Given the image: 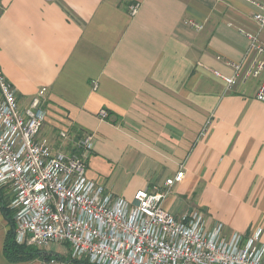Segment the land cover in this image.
Here are the masks:
<instances>
[{"label": "crops", "instance_id": "0c3cea01", "mask_svg": "<svg viewBox=\"0 0 264 264\" xmlns=\"http://www.w3.org/2000/svg\"><path fill=\"white\" fill-rule=\"evenodd\" d=\"M256 11L246 0H0V70L22 105L46 89L40 136L54 151L92 137L86 177L112 197L167 193L162 207L175 218L198 211L208 228L243 235L260 227L264 244L260 81L229 90L216 75L253 57L246 34ZM258 40L264 47V30ZM179 170L182 180L166 187ZM0 193V264H87L65 245L7 260L1 205L12 194Z\"/></svg>", "mask_w": 264, "mask_h": 264}, {"label": "built area", "instance_id": "2783aa9c", "mask_svg": "<svg viewBox=\"0 0 264 264\" xmlns=\"http://www.w3.org/2000/svg\"><path fill=\"white\" fill-rule=\"evenodd\" d=\"M246 1L257 9L252 17L255 34H246L248 51L254 55L245 66L229 63V77L216 75L229 90L259 80L254 97L264 102V47L258 40L264 30V3ZM138 8L132 6L130 16ZM45 95L41 88L22 105L0 70V188L12 194L8 207L16 244L38 249L65 245L71 259L87 264H264L260 227L248 235L227 233L219 223L208 228L198 211L175 218L164 210L167 193L141 189L128 201L112 197L87 179L93 139L88 135L72 141V152L54 151L40 136ZM98 117L106 119V111ZM59 136L68 139L63 132ZM182 178L179 170L165 186L170 188Z\"/></svg>", "mask_w": 264, "mask_h": 264}, {"label": "trees", "instance_id": "16d2710c", "mask_svg": "<svg viewBox=\"0 0 264 264\" xmlns=\"http://www.w3.org/2000/svg\"><path fill=\"white\" fill-rule=\"evenodd\" d=\"M1 209L4 212V216L10 227L3 247L4 255L7 260L11 262H27L41 256L42 253L34 247L16 244L14 237L15 223L13 215L10 213L8 206L5 204L1 205Z\"/></svg>", "mask_w": 264, "mask_h": 264}, {"label": "rangeland", "instance_id": "374dc122", "mask_svg": "<svg viewBox=\"0 0 264 264\" xmlns=\"http://www.w3.org/2000/svg\"><path fill=\"white\" fill-rule=\"evenodd\" d=\"M44 131V127L42 128V132ZM54 137H57V132H54ZM50 248V247H49ZM51 250L53 251H64V248L62 246H59V245H54V246H51Z\"/></svg>", "mask_w": 264, "mask_h": 264}]
</instances>
